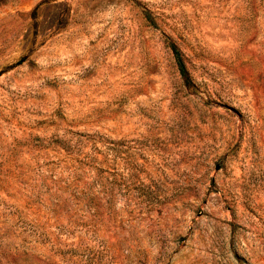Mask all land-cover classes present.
Wrapping results in <instances>:
<instances>
[{
  "label": "rangeland",
  "instance_id": "374dc122",
  "mask_svg": "<svg viewBox=\"0 0 264 264\" xmlns=\"http://www.w3.org/2000/svg\"><path fill=\"white\" fill-rule=\"evenodd\" d=\"M0 264H264V0H0Z\"/></svg>",
  "mask_w": 264,
  "mask_h": 264
},
{
  "label": "trees",
  "instance_id": "16d2710c",
  "mask_svg": "<svg viewBox=\"0 0 264 264\" xmlns=\"http://www.w3.org/2000/svg\"><path fill=\"white\" fill-rule=\"evenodd\" d=\"M170 48H171L172 53H173V55L175 57L176 65L178 67V71L180 72V74L182 76H184L186 71H185V66H184V63H183V61L181 59L180 53H179L178 49L174 45H171Z\"/></svg>",
  "mask_w": 264,
  "mask_h": 264
}]
</instances>
